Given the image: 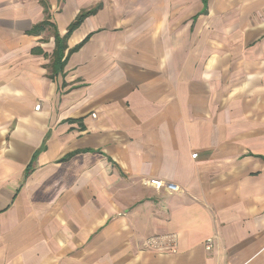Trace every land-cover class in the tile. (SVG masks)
<instances>
[{"label":"crops","instance_id":"0c3cea01","mask_svg":"<svg viewBox=\"0 0 264 264\" xmlns=\"http://www.w3.org/2000/svg\"><path fill=\"white\" fill-rule=\"evenodd\" d=\"M0 264H264V0H0Z\"/></svg>","mask_w":264,"mask_h":264},{"label":"trees","instance_id":"16d2710c","mask_svg":"<svg viewBox=\"0 0 264 264\" xmlns=\"http://www.w3.org/2000/svg\"><path fill=\"white\" fill-rule=\"evenodd\" d=\"M87 14L82 13L81 15H79L75 21L69 26L68 31L66 36H68L69 34H71L82 22L83 20L86 18ZM49 26V24L47 23V20L44 21L43 23H41L40 25H37L33 28V33H39L42 32L43 30H45V27ZM55 34V42H56V55L54 57V66L53 69L55 67L58 68H62L63 64L61 63V56H62V52L64 50L63 46H64V40L65 39H60L58 37L57 32L54 33ZM65 38V37H64Z\"/></svg>","mask_w":264,"mask_h":264},{"label":"built area","instance_id":"2783aa9c","mask_svg":"<svg viewBox=\"0 0 264 264\" xmlns=\"http://www.w3.org/2000/svg\"><path fill=\"white\" fill-rule=\"evenodd\" d=\"M39 105L35 107V110L38 111L39 110ZM196 155H192V158H195ZM148 184V182H147ZM158 183L154 184L155 187H158ZM168 188L171 191H176L178 190L176 187L169 185ZM213 241L211 240H207L206 241V249L209 250L212 247ZM146 246L148 248H152L155 251L158 252H167V253H174L175 252V244H174V239L173 238H168V246H163L162 242H161V238H156L154 240H151L149 242H147Z\"/></svg>","mask_w":264,"mask_h":264}]
</instances>
